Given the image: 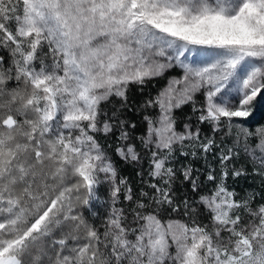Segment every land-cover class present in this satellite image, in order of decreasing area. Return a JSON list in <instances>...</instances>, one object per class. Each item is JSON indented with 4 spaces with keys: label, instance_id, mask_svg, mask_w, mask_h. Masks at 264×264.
<instances>
[{
    "label": "snow or ice",
    "instance_id": "6c2138e0",
    "mask_svg": "<svg viewBox=\"0 0 264 264\" xmlns=\"http://www.w3.org/2000/svg\"><path fill=\"white\" fill-rule=\"evenodd\" d=\"M262 103L264 0H0V264H264Z\"/></svg>",
    "mask_w": 264,
    "mask_h": 264
},
{
    "label": "rangeland",
    "instance_id": "374dc122",
    "mask_svg": "<svg viewBox=\"0 0 264 264\" xmlns=\"http://www.w3.org/2000/svg\"><path fill=\"white\" fill-rule=\"evenodd\" d=\"M259 109H264V103L261 104ZM250 120L253 122V124L256 123H260V124H264V116L260 117L257 112L254 113L253 117L250 118ZM239 188L240 189H244V188H254L259 190L260 188V184H259V179L252 177V176H248V177H241L239 178Z\"/></svg>",
    "mask_w": 264,
    "mask_h": 264
},
{
    "label": "trees",
    "instance_id": "16d2710c",
    "mask_svg": "<svg viewBox=\"0 0 264 264\" xmlns=\"http://www.w3.org/2000/svg\"><path fill=\"white\" fill-rule=\"evenodd\" d=\"M164 83V81H160V85H162ZM257 114L260 116V117H263L264 116V109H259L258 111H257ZM132 170H131V168H125V172H126V174L128 173V172H131Z\"/></svg>",
    "mask_w": 264,
    "mask_h": 264
}]
</instances>
